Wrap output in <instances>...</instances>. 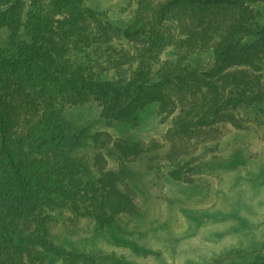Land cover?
<instances>
[{
  "label": "trees",
  "instance_id": "1",
  "mask_svg": "<svg viewBox=\"0 0 264 264\" xmlns=\"http://www.w3.org/2000/svg\"><path fill=\"white\" fill-rule=\"evenodd\" d=\"M12 1L0 0V30L7 28L11 41L0 48V264H44L37 248L47 251L48 210L90 220L98 234L111 233L121 215L133 213L119 189L145 153L136 135L145 107L188 110L175 123L174 136L184 138L239 108L264 118V81L244 69L259 70L264 61V23L249 0H160L155 6L137 0V14L123 30L126 40L146 36L148 50L160 48L169 35L156 26L170 16L188 45L206 50L212 64L177 73L172 64L154 74L138 69L113 81L92 70L88 59L87 20L101 15L85 0H28L22 23L8 7ZM91 104L98 109L95 124L120 133L114 144L119 172L94 169L80 152L91 127L78 123ZM231 157L229 169L245 166L237 153ZM169 176L182 180L176 170ZM83 255L66 252V264H90ZM216 264H264V244L251 256Z\"/></svg>",
  "mask_w": 264,
  "mask_h": 264
},
{
  "label": "rangeland",
  "instance_id": "2",
  "mask_svg": "<svg viewBox=\"0 0 264 264\" xmlns=\"http://www.w3.org/2000/svg\"><path fill=\"white\" fill-rule=\"evenodd\" d=\"M150 1L155 6L160 0ZM85 2L105 16L87 20L92 34L88 59L102 77L113 81L129 79L138 69L154 74L172 64L177 73L184 66L203 70L212 64L206 50L188 45L186 34L170 16L156 26L169 35V42L148 50L151 42L146 36L136 40L123 36L137 14V0ZM248 5L263 24L264 0H249ZM8 7L22 23L28 0H13ZM9 34L7 28L0 30V48L8 47ZM259 67L244 69L263 83L264 61ZM172 96L180 98L177 91ZM92 104L84 107L78 123L91 127L80 152L94 169L119 172L114 144L120 133L115 127L95 124L98 109ZM185 111L179 105L173 112H162L156 104L140 112L136 135L145 153L132 164L131 175H123L126 185L119 189L129 197L133 213L121 215L111 233L98 234L92 221L72 218L66 209L46 211L47 251L37 248L44 264H66V252L84 254L90 264L230 263L262 247L264 118L239 108L197 130L192 134L196 137H176L175 123L186 119ZM235 153L245 160V166L233 170L225 163ZM174 170L179 171L181 181L169 176Z\"/></svg>",
  "mask_w": 264,
  "mask_h": 264
}]
</instances>
